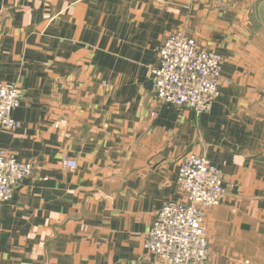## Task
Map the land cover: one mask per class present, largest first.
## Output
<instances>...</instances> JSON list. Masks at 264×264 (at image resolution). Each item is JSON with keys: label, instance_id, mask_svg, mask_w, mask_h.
Returning <instances> with one entry per match:
<instances>
[{"label": "crops", "instance_id": "1", "mask_svg": "<svg viewBox=\"0 0 264 264\" xmlns=\"http://www.w3.org/2000/svg\"><path fill=\"white\" fill-rule=\"evenodd\" d=\"M250 8L0 0V82L23 90L12 114L20 125L0 128V148L37 168L0 205V264H163L145 238L163 204L184 198L190 153L233 186L205 211L209 264H264V42L245 28ZM172 33L224 58L209 113L162 104L153 90Z\"/></svg>", "mask_w": 264, "mask_h": 264}, {"label": "built area", "instance_id": "2", "mask_svg": "<svg viewBox=\"0 0 264 264\" xmlns=\"http://www.w3.org/2000/svg\"><path fill=\"white\" fill-rule=\"evenodd\" d=\"M158 54V65L151 69V76L153 90L162 104L186 108L196 115L211 112L221 94L223 56L200 48L194 38L182 33L167 36ZM22 98L19 84L0 82L1 129L19 127L12 114ZM62 164L72 170L78 167L77 160L69 156H64ZM36 169L34 162L18 160L0 148V205L10 201L19 185ZM178 181L184 199L163 204L144 246L167 264H209L205 211L219 206L227 189L233 186L224 185L218 166L193 153L182 161Z\"/></svg>", "mask_w": 264, "mask_h": 264}, {"label": "rangeland", "instance_id": "3", "mask_svg": "<svg viewBox=\"0 0 264 264\" xmlns=\"http://www.w3.org/2000/svg\"><path fill=\"white\" fill-rule=\"evenodd\" d=\"M246 1L250 2L251 8L247 11V17L248 18H247V23H246L247 25L245 28H248L250 31H254L255 33L261 34L262 37L257 39V40H258V42H260V41L264 42V0H246ZM146 238H147V236H146ZM146 238H145V240H146ZM208 240H209V237H208ZM209 250H210V245H209ZM210 254H211V252H210ZM160 260L163 264H167L163 259L160 258Z\"/></svg>", "mask_w": 264, "mask_h": 264}]
</instances>
